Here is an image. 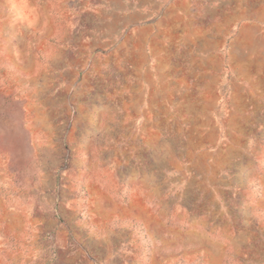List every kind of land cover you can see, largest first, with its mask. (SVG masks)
I'll return each mask as SVG.
<instances>
[{"label": "rangeland", "instance_id": "1", "mask_svg": "<svg viewBox=\"0 0 264 264\" xmlns=\"http://www.w3.org/2000/svg\"><path fill=\"white\" fill-rule=\"evenodd\" d=\"M0 264H264V0H0Z\"/></svg>", "mask_w": 264, "mask_h": 264}]
</instances>
